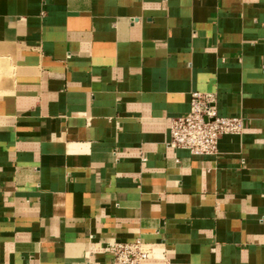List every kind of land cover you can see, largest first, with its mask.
Returning <instances> with one entry per match:
<instances>
[{"label": "crops", "instance_id": "crops-1", "mask_svg": "<svg viewBox=\"0 0 264 264\" xmlns=\"http://www.w3.org/2000/svg\"><path fill=\"white\" fill-rule=\"evenodd\" d=\"M194 92L243 117L171 148ZM264 264V0H0V264Z\"/></svg>", "mask_w": 264, "mask_h": 264}, {"label": "built area", "instance_id": "built-area-1", "mask_svg": "<svg viewBox=\"0 0 264 264\" xmlns=\"http://www.w3.org/2000/svg\"><path fill=\"white\" fill-rule=\"evenodd\" d=\"M243 129V117L219 113L216 93L194 92L189 112L171 119L168 146L186 149L192 154H217L223 136L241 134ZM108 247L113 254V264H142L152 253V248L140 239L115 241Z\"/></svg>", "mask_w": 264, "mask_h": 264}]
</instances>
